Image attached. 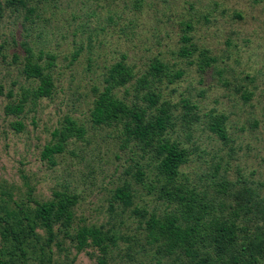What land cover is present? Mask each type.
<instances>
[{"label": "rangeland", "instance_id": "374dc122", "mask_svg": "<svg viewBox=\"0 0 264 264\" xmlns=\"http://www.w3.org/2000/svg\"><path fill=\"white\" fill-rule=\"evenodd\" d=\"M184 34L197 50L179 57ZM201 49L214 61L199 70ZM27 58L50 76V94L8 114L5 107L37 85L23 74ZM121 58L133 78L128 94L123 87L115 92L127 104L145 105L131 97V87L153 59L170 74L180 72L150 89L172 114L166 136L186 150L182 175L212 195L209 176L217 166L219 175L243 179L264 196V0H0V215L46 202L53 191L74 194L79 224L116 237L111 264H169L171 257H154L143 240L144 219L164 210L145 187L153 176L150 150L123 140L119 124L89 119L92 89L102 87L106 69ZM182 102L192 107L191 125ZM213 115L225 118L226 143L207 130ZM65 118L83 135L68 138L49 166L40 151ZM136 169L143 172L138 180ZM122 186L129 191L124 203L113 199ZM35 233L43 241V231ZM53 242L52 264H95L93 248L75 255L67 238L58 234ZM26 261L38 264L32 254Z\"/></svg>", "mask_w": 264, "mask_h": 264}, {"label": "trees", "instance_id": "16d2710c", "mask_svg": "<svg viewBox=\"0 0 264 264\" xmlns=\"http://www.w3.org/2000/svg\"><path fill=\"white\" fill-rule=\"evenodd\" d=\"M180 39L183 45L178 49L179 57L196 52L186 34ZM25 50L28 54L29 49ZM197 55L195 63L199 70L214 61L205 49L199 50ZM123 59L108 66L100 89H92L94 99L89 119L92 125L119 124L123 140H132L151 152L153 176L145 187L155 190L164 208L161 215L150 213L143 221V240L154 257H171L169 264H264V196L258 194V189L246 186L245 180L240 178L229 181L218 174L216 166V173L209 176V179L214 178L208 184L214 189V194L210 195L179 171L186 162V150L166 136L172 114L166 104L157 105L159 95L150 87L166 77H179L180 72L170 74L165 63L153 59L131 87V97L145 105L127 104L115 92L133 78L132 69ZM23 74L36 80L37 85L33 90H22L16 104L5 107L8 114L21 111L23 101L29 98L33 102L50 94V76L28 58ZM140 92L143 93L138 97ZM123 94H128L126 88ZM182 107L189 109L184 114L187 117L184 123L191 125L193 114L188 112L192 107L189 108L187 102H182ZM224 121V116L213 115L206 125L222 143L228 141ZM82 135L83 130L65 118L63 126L52 132V142L42 147L40 158L53 166V157L62 152L65 141ZM134 173L137 180L143 176L139 169ZM128 198L127 187L115 188L113 199L124 203ZM76 203L74 194L53 191L50 200L35 202L32 208L17 205L11 210L4 209L0 215V264H29L28 254H32L38 264H52L50 246L55 244L53 241L58 234L71 242L75 255L91 247L96 252L95 264H111L110 250L116 237L99 227L79 224L73 210ZM36 228L43 231V241L35 233Z\"/></svg>", "mask_w": 264, "mask_h": 264}]
</instances>
